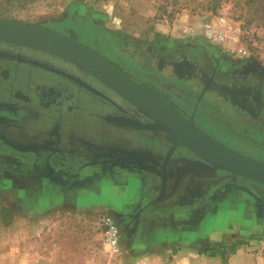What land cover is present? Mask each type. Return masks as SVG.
<instances>
[{"label": "flooded vegetation", "instance_id": "1", "mask_svg": "<svg viewBox=\"0 0 264 264\" xmlns=\"http://www.w3.org/2000/svg\"><path fill=\"white\" fill-rule=\"evenodd\" d=\"M86 20L73 23L79 44L170 103L217 142L264 163V71L252 62L230 61L206 42L160 37L144 43L125 40L115 61L93 45L100 34L103 47L118 48V40L106 30L92 33ZM53 24L56 28L37 26L66 37L74 31ZM120 117L148 127L109 121ZM81 122L87 125L83 133L91 137L95 130L102 137L99 146L74 135L84 137L73 128ZM106 136L119 145L105 143ZM25 152L32 155L30 173L37 186L41 180L43 188L70 194L125 186L129 201L119 211L127 216L130 230L137 220L149 223L155 217L156 223L174 230L205 232L233 210L264 223V185L205 163L72 64L0 42L2 178L5 173L19 177ZM141 209L147 212L143 217Z\"/></svg>", "mask_w": 264, "mask_h": 264}, {"label": "rangeland", "instance_id": "2", "mask_svg": "<svg viewBox=\"0 0 264 264\" xmlns=\"http://www.w3.org/2000/svg\"><path fill=\"white\" fill-rule=\"evenodd\" d=\"M220 17L236 30V37L223 45H212L217 53L230 61L252 62L264 71V0H0V18L36 26L43 24L47 28H56L53 23L59 22L74 28L73 33H77L74 21L88 18L86 21L92 33L100 34L101 30H106L114 42L118 40V48L113 44L112 47H103L100 34L93 45L115 61L120 60L118 54L124 51L125 40L144 43L160 37L176 42L204 43L198 36H184L182 28ZM86 127L81 122L73 128L83 133ZM90 133L91 137L88 132L83 133L84 137H79L77 132L74 135L92 147L99 146L102 137L95 130ZM104 142L119 145L108 136ZM24 154L27 158L24 159L25 169L18 173L19 177L10 173H5L4 178L0 175V235L10 222L23 223L27 216L41 213L48 218L42 232V247L48 248L52 243L58 246L62 263L117 264L116 257L131 241L127 216L119 211L129 201L125 186L108 185L104 190H79L70 194L64 190L43 188L44 181L40 180L38 186L43 188L40 189L30 173L32 155ZM54 188L57 189L58 185ZM17 204L23 210L15 208ZM104 218L112 220L119 230V248L115 253L103 242ZM200 236L202 241L212 240L216 249H207L205 257L196 259L194 264H225L229 255L227 248L240 243L247 248H257L254 252L261 247L264 254V223L234 210L224 212ZM35 237L38 240L36 234Z\"/></svg>", "mask_w": 264, "mask_h": 264}, {"label": "water", "instance_id": "3", "mask_svg": "<svg viewBox=\"0 0 264 264\" xmlns=\"http://www.w3.org/2000/svg\"><path fill=\"white\" fill-rule=\"evenodd\" d=\"M0 42L39 51L72 64L117 94L205 163L264 185L263 162L236 153L208 136L194 126L192 120L181 117L170 103L79 44L77 35L72 31L66 37L36 25L0 18ZM109 121L135 129L148 127L136 120L121 117L109 118Z\"/></svg>", "mask_w": 264, "mask_h": 264}, {"label": "crops", "instance_id": "4", "mask_svg": "<svg viewBox=\"0 0 264 264\" xmlns=\"http://www.w3.org/2000/svg\"><path fill=\"white\" fill-rule=\"evenodd\" d=\"M17 205L15 208L23 210L20 204ZM116 210L118 211L119 208ZM145 211L140 210V217L147 214ZM158 220L159 218L154 217L150 219L151 223L141 220L134 222L130 244L121 249L116 257L117 264H194L196 259L205 257L207 249H216L212 240L200 239L202 232L174 230L159 225L156 223ZM47 223L48 218L39 213L27 216L23 223L19 221L5 225L0 235L2 239L0 264H64L60 261L58 246L52 243L48 248L42 247L44 245L42 232ZM35 234L39 237L38 240ZM32 237H34L33 241ZM224 248L223 246V251ZM256 249L247 248L241 243L232 245L227 248L229 255L225 264H264L261 247L258 248V252H254Z\"/></svg>", "mask_w": 264, "mask_h": 264}, {"label": "built area", "instance_id": "5", "mask_svg": "<svg viewBox=\"0 0 264 264\" xmlns=\"http://www.w3.org/2000/svg\"><path fill=\"white\" fill-rule=\"evenodd\" d=\"M182 34L189 37L198 36L210 45L220 46L225 42L234 40L236 30L230 27L225 18L220 17L214 20H207L198 26H185L182 28ZM103 225L104 245L115 253L118 250L119 230L109 218L103 219Z\"/></svg>", "mask_w": 264, "mask_h": 264}]
</instances>
